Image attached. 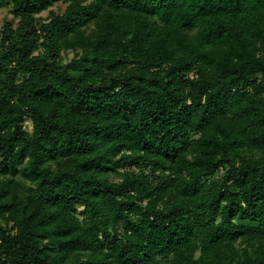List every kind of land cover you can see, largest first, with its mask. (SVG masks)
Listing matches in <instances>:
<instances>
[{
	"label": "trees",
	"instance_id": "obj_1",
	"mask_svg": "<svg viewBox=\"0 0 264 264\" xmlns=\"http://www.w3.org/2000/svg\"><path fill=\"white\" fill-rule=\"evenodd\" d=\"M4 6L0 264H264V0Z\"/></svg>",
	"mask_w": 264,
	"mask_h": 264
},
{
	"label": "rangeland",
	"instance_id": "obj_2",
	"mask_svg": "<svg viewBox=\"0 0 264 264\" xmlns=\"http://www.w3.org/2000/svg\"><path fill=\"white\" fill-rule=\"evenodd\" d=\"M65 7H66L65 4L57 3L52 9L55 10L56 12H63ZM40 15L43 16L44 18L48 17L49 10L44 11ZM6 20H13L14 24H16V20H14V15L11 11L10 6H4L0 8V30L3 27ZM63 57L65 62H69L74 57V52L72 51L63 52Z\"/></svg>",
	"mask_w": 264,
	"mask_h": 264
}]
</instances>
